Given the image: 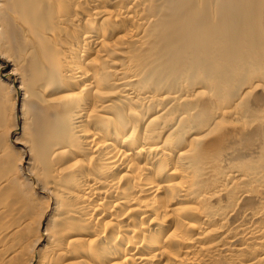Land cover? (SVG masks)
<instances>
[{"label": "bare ground", "instance_id": "1", "mask_svg": "<svg viewBox=\"0 0 264 264\" xmlns=\"http://www.w3.org/2000/svg\"><path fill=\"white\" fill-rule=\"evenodd\" d=\"M0 264H264V0H0Z\"/></svg>", "mask_w": 264, "mask_h": 264}]
</instances>
